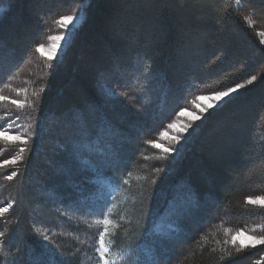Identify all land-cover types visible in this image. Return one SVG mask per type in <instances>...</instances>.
Instances as JSON below:
<instances>
[{"label": "trees", "instance_id": "trees-1", "mask_svg": "<svg viewBox=\"0 0 264 264\" xmlns=\"http://www.w3.org/2000/svg\"><path fill=\"white\" fill-rule=\"evenodd\" d=\"M192 2L0 0L5 9L0 12V95L22 100L46 89L38 112L0 101V127L10 130L6 114L12 120L18 114V131H36L25 160L0 168V207L15 201L0 218L5 233L0 264H80L85 245L77 215L92 213L91 197L93 210H105L117 225L107 239L118 254L115 264H264V245L238 253L230 242L231 231L257 228L264 235L257 227L264 225V214L246 201L264 196V0H196L210 3L211 11H194ZM77 10L82 22L50 71L37 45L56 32L59 17ZM116 20L122 23L121 37L113 32ZM157 20L170 25L166 35L154 31ZM143 53L153 58L157 78L148 85L138 74L131 87L117 88L127 95L122 105H105L96 88L101 73L109 87L121 78L127 82L132 69L122 66ZM252 76L256 81L245 84ZM237 84L245 87L196 122L173 162L163 151L173 145L162 134L179 111L197 97ZM88 104L102 106L124 135L116 169L94 170L98 157L74 153L75 142L64 134L75 109ZM84 115L93 118L87 110ZM21 147L0 139V161ZM13 171L17 176L8 180ZM221 174L223 183L213 187ZM188 187L207 207L180 222L179 239L167 244L170 260L160 255L162 233L155 226L163 222L167 233L177 227L173 205L184 201ZM69 223L80 230L67 234ZM52 234L62 237L54 249ZM225 248L233 257L221 261ZM63 253L69 255L65 260Z\"/></svg>", "mask_w": 264, "mask_h": 264}, {"label": "snow or ice", "instance_id": "snow-or-ice-1", "mask_svg": "<svg viewBox=\"0 0 264 264\" xmlns=\"http://www.w3.org/2000/svg\"><path fill=\"white\" fill-rule=\"evenodd\" d=\"M239 2V0H237ZM191 6L194 11H198L201 8H207L211 11L210 3L196 2L193 0ZM5 9L0 5V12ZM78 19V14L61 16L56 21L63 30L60 35L55 38V43L51 46L50 51L52 55L48 57V66L50 71L54 68L56 62H58L59 53L63 50L65 44L69 43V40L73 37L72 29L75 27V23ZM122 23L120 20H116L113 23V32L117 37H121L123 34L121 32ZM170 30V25L168 22L163 20H157L154 23V31L158 32L160 35H166ZM264 35V33H261ZM44 48L43 44H38L36 50ZM2 66V65H0ZM124 68H130L132 71L127 74V82L123 81V78L118 80L116 83L109 87L108 83L103 82L104 74L101 73V81L96 84L97 90L102 94L104 98L105 105H112L113 107L117 105H122L124 101L127 100V95L117 91V88H127L131 87V82L137 80L138 74L142 76L143 79L150 85L156 77V70L154 68V61L151 56L147 53L138 54L135 61L127 65H123ZM257 77L252 76L248 79L245 84H252L256 81ZM245 84H237L234 88H228L225 91L217 92L214 96V100L217 103H226L232 98V95L237 93L239 89L245 87ZM45 88L42 87L38 91L33 92L31 98L25 96L24 99H11L8 96L0 95V101L9 102L14 105L17 109L31 108L34 111H39V107L42 104L43 93ZM18 92H26L25 89H19ZM213 105L201 108L200 115H194L192 118L184 124L179 132L172 137L173 146L166 147L163 149L165 154L175 161V158L180 155L181 149L187 143V139L196 131V122L204 118V114L209 112V109ZM85 110L92 113V120L89 121L85 115ZM8 115V121L10 125V130H4L0 127V139H3L5 143L11 144H21L25 147H21L19 152L12 156L9 160L0 161V168L6 167L8 165H17L25 160L23 153L27 150V145L36 134L35 128L32 131L27 132V134H22L15 127V121L20 119L18 114L15 115V120L11 119L12 114ZM183 115V110L181 111ZM39 121H37L38 126ZM169 128L173 125L169 124ZM64 134L69 139V141H74L73 150L74 153H87L92 156L98 157L96 163V169L108 168L116 169L120 166L121 154L125 144V138L121 129L113 123L106 112L102 110V106H97L94 104L86 105L84 108H76L75 116L72 120L68 121L64 126ZM149 143H152L149 141ZM159 147V145H156ZM260 151L262 153L261 158L264 159V145H261ZM159 171V169H157ZM227 173V170H224ZM230 176V173H227ZM17 176V172L13 171L7 176L8 180H12ZM224 174H221L215 178V183L213 187L223 183ZM153 183H156L153 181ZM211 191V188L209 189ZM187 196L184 201L174 208L173 215L176 217L177 227L171 229L170 233L162 234L159 240V251L160 255L166 256L168 259H174V257L167 256V244L170 241L178 240L180 237L179 224L185 218L192 216L194 211H200L202 207H207V205H201L198 194L191 188H187ZM246 201L249 205L257 206L261 213L264 214V196L260 197H246ZM15 201H9L5 206L0 207V218H3L6 213L14 207ZM102 223L104 224L103 231L99 234L98 247L96 252L99 255V259L102 264H113V262L108 258L109 248L106 246L105 237L109 235V225L111 221L107 216L104 217ZM258 228L264 230V225H257ZM39 232V229H36ZM245 232L243 230H238L236 234L231 236V244L236 248V252H241L242 250L255 248L258 245H264V235H253L248 238L246 242L239 237L244 236ZM5 233L0 231V249L3 247ZM45 241H49L50 238L47 235L43 236ZM227 244V241L225 242ZM224 254L220 256L221 261L231 259L233 253L228 251L226 248L223 249ZM256 264H261V261H257Z\"/></svg>", "mask_w": 264, "mask_h": 264}, {"label": "rangeland", "instance_id": "rangeland-1", "mask_svg": "<svg viewBox=\"0 0 264 264\" xmlns=\"http://www.w3.org/2000/svg\"><path fill=\"white\" fill-rule=\"evenodd\" d=\"M73 14H78V19H77V21L75 23V27L72 29L73 36H74L75 32L77 31L79 25L82 22L83 14H82V12L80 10H77V11H73L69 15H73ZM61 31H63V30L60 28V25L58 24L57 27H56V32L53 33L47 39V41L43 44L44 48H42V49H40V51H38V53L41 56H44V57L48 58L49 56L52 55V52L50 51V48L56 42L55 38L60 35ZM72 39H73V37H72ZM72 39L69 40V43L64 45L63 50L60 51V53H59V57H61L63 51L72 42ZM262 39L264 41V35L262 36ZM4 52H7V51L5 50ZM6 60H8V59H6ZM214 96H215V94L214 95H207V96L197 97L190 103L189 108L183 109V115H181V111L182 110L179 111L178 117L175 119V121L170 123L171 125H173V127H171V128L167 127V130L165 132H163V134H162V138H164L165 142H168L169 144L173 145L174 142L172 140V137L175 136L179 132L181 127L184 124H186L192 118V116L200 115L201 108L207 107L209 105H213V107H214V106L220 104V103H217L214 100ZM59 127H61V126H59ZM56 172H59V171L56 170ZM93 200L94 199H92V197H91V199L89 201V205L88 206L90 207V210H92V213H90L89 216H79V215L73 213V211H72V213L71 212L68 213L70 215L69 218H73L75 215H77V217L81 220V221L80 220L79 221L81 222L80 228L83 230V237L80 239V241L83 242V244L85 246H83V252H82L83 255L80 256V258H81L80 264H102V261L99 259V255L96 252V248L98 247L99 234H100L101 231H103V229L105 227L104 224L102 223V221H103V219L105 217V210L102 213L97 214V212L95 210H93V207H94V201ZM176 206H179V204L173 205L174 208ZM92 214H93L94 217L91 216ZM159 222H160V220H159ZM114 226H115V223L114 224L111 223L109 225V234L112 233V228L114 229ZM116 226H115V228H116ZM73 229L80 230L78 228V226L74 225V223H69L68 226H67V229H64V231L67 234H71V231ZM155 231L159 232V233H162V234H166L167 233V228L165 227L163 222H161L160 224H157L155 226ZM237 231L238 230L231 231L230 239H231L232 235L237 233ZM243 231L245 232V235L239 237V239H243L246 242L248 241V238L250 236L258 235V233H260L257 228H246ZM55 235L56 234H52V235L49 236V237H51V242L50 243H52ZM55 238H56L55 241H53V243L50 245L53 249H54L55 245L57 244V240L62 238V237H60V235H56ZM76 238H77V236H76ZM107 239H108V236L105 237L106 246L109 248L108 258L112 262H114V264H115L116 262H118V260L116 258V257H118V254L115 253L111 249L110 244H107V241H108ZM51 247H50V249L53 251L52 252L53 254H58V256L62 255V251L63 250L58 248L57 251H56V249L53 250ZM63 255H64L63 260H65L67 257H69V255H67L66 253H63ZM60 264H63V263L60 262ZM70 264H73V263L70 262Z\"/></svg>", "mask_w": 264, "mask_h": 264}]
</instances>
